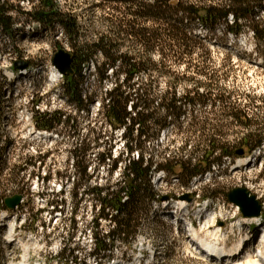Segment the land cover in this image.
<instances>
[{"label": "rangeland", "instance_id": "374dc122", "mask_svg": "<svg viewBox=\"0 0 264 264\" xmlns=\"http://www.w3.org/2000/svg\"><path fill=\"white\" fill-rule=\"evenodd\" d=\"M9 1L17 23L6 36H0V264H64L67 255L62 252L66 245L75 255V261L67 264H108L110 259L118 264H222L204 259L194 243V240L199 243L195 233L193 236L180 230L178 235L168 219L166 206L184 202L195 214L209 201L213 207H209L197 226L200 238L197 237L214 244L220 242L233 251L243 241L240 239L248 233V227L241 233L237 229L239 221L244 224L245 219L228 194L237 187L246 188L260 201L264 215V145L263 160L255 166L249 160L250 163L234 168L239 158L229 159L213 167L211 176L190 181L157 171L151 179L157 196L135 223L139 225L138 231L128 241L134 244L133 248L119 236L109 240L108 233L115 222L103 217L99 219V228L94 227V219L101 213V202L90 189L117 192L125 184L129 156L137 159L140 151L129 155L123 129L112 128L104 116L107 92L122 81V74L117 77L110 67L109 78L102 80V71L97 68L107 58L97 52L94 61L83 67V76L74 77L85 100L81 105L67 92V80L73 79L59 70L54 57L60 49L74 54L80 47L108 36L115 41L113 51L128 54L146 65L131 83L136 88L149 89L155 106L165 95L171 98L176 94L181 98L188 92L194 95L197 89L212 93L213 102L188 106L185 116L172 121L159 139H150L144 148L145 157L152 156L154 162L170 155L189 156L196 144L194 137L187 149L182 147L189 137L187 128L193 116L207 123L206 134L219 132L223 143L234 144L243 136L244 130L232 118L222 116L225 108L218 94L228 92L229 104L240 105L248 114L264 119V39L258 40L252 28L259 25L264 29V6L249 15L239 36L228 31L226 22L203 25L199 20L187 19L173 32L177 37L167 31L155 41L149 38L151 31L168 25L165 21L155 23L138 13L139 4H150L152 0H57L64 12L78 17L80 33L74 41L60 27L43 28L28 21L23 10H35L38 0ZM171 3L175 6L177 1ZM227 22L232 23V16ZM11 54L18 61L29 63L30 79L20 83L6 79L7 64L2 56L9 58ZM57 112L64 115L62 122L54 120L53 129L39 128L43 116H55ZM81 144L85 160L90 162L89 176L84 178L73 166V151ZM244 148L245 156L249 155ZM102 154L107 157L105 164L99 163ZM116 163L118 167L112 171ZM16 194H23V201L10 209L5 199ZM11 222L17 229V241L9 243L7 223ZM94 233L109 243L114 241L110 258L94 255ZM148 249L156 250L157 258L148 259L145 255V261L140 262L137 256L141 250L147 254ZM246 259L249 258L241 261Z\"/></svg>", "mask_w": 264, "mask_h": 264}, {"label": "trees", "instance_id": "16d2710c", "mask_svg": "<svg viewBox=\"0 0 264 264\" xmlns=\"http://www.w3.org/2000/svg\"><path fill=\"white\" fill-rule=\"evenodd\" d=\"M172 1L152 0L150 4H139L138 13L142 17H149L155 23L165 21L168 25V27L153 29L149 37L150 40L157 41L159 36L167 31L169 35L177 37V34L173 32L179 29L180 24L187 19L199 20L203 25L226 22L228 31L239 36L245 30L249 15L255 14L256 8L264 6V0H226L229 2L226 5L176 0L175 6L171 3ZM9 3V0H0V30L3 31L12 30L14 24L17 23L11 13L14 7ZM23 14L28 17V21L31 23H37L43 28L60 27L68 37L74 41L78 40L80 33L78 17L64 12L57 0H38L35 10H23ZM230 16H232L231 24L227 22ZM252 28L254 36L258 40H263L264 29L261 30L259 25ZM184 34L189 39L188 33L184 32ZM114 42L108 36H102L98 42L80 47L73 54L74 73L68 75V78L73 80H67L68 85L65 88L79 104L84 103L79 84L77 80H74V77L75 75L83 76V67L94 59L97 52H102L107 58L104 65L97 68L102 71V80L109 78L107 72L110 67L114 69L117 77L122 74V81L116 82V85L107 92V98L103 102L104 116L112 128L123 129L126 139L124 145L129 155L133 154L135 150L140 151L137 152V159H132L129 156L130 161L125 168V184L117 192H110V189L98 187L90 189V191L97 195L101 202V213L94 219V227L99 228L100 218H110L112 222H115V227L108 233L109 240L111 237L115 239L116 236H119L128 242L138 231L139 225L135 223L147 210L150 201L156 199L157 195L152 187L151 179L157 171L163 170L169 175H178L190 181L212 171L214 166L223 165L229 159L234 161L237 158L236 152L244 147L248 149V153H252L264 144V119L248 114L240 105L229 104L228 96L231 94L226 96L228 92L225 91L226 94L217 95L219 100L224 103L225 114L222 116L232 118L244 130L239 142L223 143L218 137L219 132L206 134L207 123L200 121L198 116H193L191 125L187 128V132L191 135L188 134L189 140L186 139L182 147L183 150L187 149L194 137L196 144L189 156L170 155L168 158L164 157L161 162H154L152 156L147 159L144 148L150 139H159L162 131L169 128L172 121H178L182 116H185L188 106L192 107L209 100L213 102V98H211L213 94L199 92L197 89L194 95L192 92H188L181 98H178L176 94L171 98L165 95L161 102L155 106V100L150 97L149 89L136 88L135 84L131 83L142 69H146L144 68L146 65L128 54H118V50L113 51V48L116 47ZM63 117L64 115L60 112H57L55 116L52 114L50 117L43 116L38 122V126L42 129H53L55 127L53 121L57 120L60 123L63 121ZM200 129H204V133L197 134L196 130ZM82 146L83 144L76 146L73 151V166L79 176L84 178L89 176L90 162L85 160ZM106 158L105 154L100 155L99 163L105 164ZM117 167L116 163L112 167V171ZM208 195H213V193L208 192ZM94 235L96 236V250L94 251L96 258H110L114 241L109 243L105 237L100 239L98 233H94ZM133 246V243L128 242V247L133 248ZM62 255H67L64 264L75 261L74 250L68 245L63 249Z\"/></svg>", "mask_w": 264, "mask_h": 264}, {"label": "water", "instance_id": "95a60500", "mask_svg": "<svg viewBox=\"0 0 264 264\" xmlns=\"http://www.w3.org/2000/svg\"><path fill=\"white\" fill-rule=\"evenodd\" d=\"M54 64L59 70L66 75H72L74 73L73 68V54L65 49H60L54 57ZM15 67L18 70H25L29 67L27 61H17ZM246 150L244 148L238 150L236 155L244 156ZM23 194H16L12 197H7L5 203L8 208L15 209L23 201ZM229 200L240 207V210L244 217L260 216L262 213V205L255 195H252L250 191L243 187H237L231 190L228 194Z\"/></svg>", "mask_w": 264, "mask_h": 264}, {"label": "bare ground", "instance_id": "6f19581e", "mask_svg": "<svg viewBox=\"0 0 264 264\" xmlns=\"http://www.w3.org/2000/svg\"><path fill=\"white\" fill-rule=\"evenodd\" d=\"M8 32L9 31L0 30V36H6L8 34ZM0 56H1V54H0ZM2 57H3V60H5L6 62H7V60H9V58H7L5 55L2 56ZM30 68L31 67L29 66L25 70H18L17 68H14V66H11V64H7L4 75H5L6 79H8V81L10 80V81H15L16 83H20V82H22L24 80L30 79L31 76L28 75V71L30 70ZM249 160L251 161V158H240L237 166L238 167L239 166H243V164L245 162H247V161H248L247 162V164H248V163H250ZM253 164H254V162H253ZM259 217L260 216L249 217L248 220L257 219ZM262 220H263V217H262ZM175 221H176V219H175ZM7 224H10L9 230H8L7 240L9 241V243L17 241V238H16L17 229L15 228V225L12 222L11 223H7ZM262 230H264V226L262 227ZM192 232L195 233L194 237L199 241V243L203 246V248L206 251H208L211 254H213L212 256H213L214 259H217V258L226 259L228 257H234V259L237 262L236 264H264L260 260L256 259L255 256H248L249 259L241 261V258L238 257V256L242 255L243 249L247 247V243H248V241H246L244 239L236 247L234 246L235 248L232 251V249H226L225 247H221V245L219 243H215L214 244V243H211L209 241L207 242L205 240L198 239L199 236H198V233H197V229L194 228V227H192ZM261 238L264 241V233L262 234ZM238 251H240L241 254H239ZM259 251H261V250H259ZM22 264H23V262H22Z\"/></svg>", "mask_w": 264, "mask_h": 264}, {"label": "built area", "instance_id": "2783aa9c", "mask_svg": "<svg viewBox=\"0 0 264 264\" xmlns=\"http://www.w3.org/2000/svg\"><path fill=\"white\" fill-rule=\"evenodd\" d=\"M18 61L17 57L12 56V54L9 56V60H7V63L4 64H11V66H14L15 68V64Z\"/></svg>", "mask_w": 264, "mask_h": 264}]
</instances>
